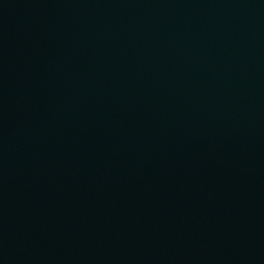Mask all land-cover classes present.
Listing matches in <instances>:
<instances>
[{"label": "water", "instance_id": "95a60500", "mask_svg": "<svg viewBox=\"0 0 264 264\" xmlns=\"http://www.w3.org/2000/svg\"><path fill=\"white\" fill-rule=\"evenodd\" d=\"M0 264H264V0H0Z\"/></svg>", "mask_w": 264, "mask_h": 264}]
</instances>
